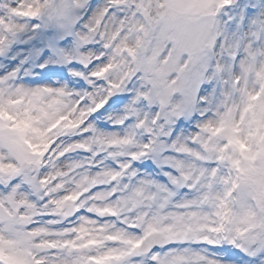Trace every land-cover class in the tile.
<instances>
[{"label": "snow or ice", "instance_id": "1", "mask_svg": "<svg viewBox=\"0 0 264 264\" xmlns=\"http://www.w3.org/2000/svg\"><path fill=\"white\" fill-rule=\"evenodd\" d=\"M0 264H264V0H0Z\"/></svg>", "mask_w": 264, "mask_h": 264}]
</instances>
